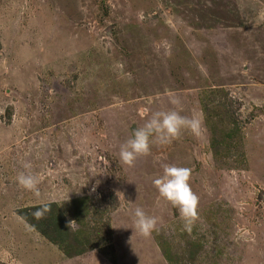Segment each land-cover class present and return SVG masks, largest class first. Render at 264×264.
I'll return each instance as SVG.
<instances>
[{
    "label": "rangeland",
    "instance_id": "obj_1",
    "mask_svg": "<svg viewBox=\"0 0 264 264\" xmlns=\"http://www.w3.org/2000/svg\"><path fill=\"white\" fill-rule=\"evenodd\" d=\"M172 109L200 134L124 164ZM165 165L190 170V224L152 182ZM48 204L96 248L69 257L19 215ZM0 264H264V0H0Z\"/></svg>",
    "mask_w": 264,
    "mask_h": 264
},
{
    "label": "clouds",
    "instance_id": "obj_2",
    "mask_svg": "<svg viewBox=\"0 0 264 264\" xmlns=\"http://www.w3.org/2000/svg\"><path fill=\"white\" fill-rule=\"evenodd\" d=\"M170 103L176 105L179 100L170 97ZM183 130H188L193 135H199L202 130V122L196 114L191 117L183 116L179 111L172 109L168 111L152 112L143 126L135 128L130 138L119 146V156L124 164L131 166L139 156L150 154L153 143L160 145L170 144L177 139ZM25 169L31 165L26 163ZM41 177L31 171L22 172L17 177V183L25 190L33 191L39 195L38 184ZM190 170L175 165H165L163 174L153 179V184L158 190L159 197L170 202L179 212L180 217L190 224L196 215L198 197L192 192L189 184ZM94 190V189H93ZM159 205V200L157 201ZM48 206L37 208L33 216L42 218ZM76 221H70L71 228ZM158 223L156 216L148 215L143 208L134 210L133 224L135 231L142 236H149L155 230Z\"/></svg>",
    "mask_w": 264,
    "mask_h": 264
},
{
    "label": "trees",
    "instance_id": "obj_3",
    "mask_svg": "<svg viewBox=\"0 0 264 264\" xmlns=\"http://www.w3.org/2000/svg\"><path fill=\"white\" fill-rule=\"evenodd\" d=\"M87 201L88 199H83V200H77L76 203L81 205V208H76L77 212L76 214L80 216L86 214L87 211ZM48 211L44 213L40 221L38 220L37 222L33 213L36 211V209L33 208V210H28V214H24L23 212H20L19 215L25 219L28 223H30L33 227H35L44 237L48 238L52 242H55L59 244L60 246L65 244L68 247L65 248L62 247V249L66 252V254L69 257L72 256H79L84 253H86L87 250L91 251V248H96L95 246H92L90 243H88L87 247L83 245V242L78 239L74 240L75 241V246L74 244H69L70 239H74L73 237H70L71 232L68 231V225L66 222L63 220V216L61 214H56V206L53 204H48ZM76 219H80V217H76ZM80 232V231H79ZM81 233V232H80ZM75 236V235H74ZM88 241V240H87ZM77 243V245H76ZM84 247H82V246ZM99 249V248H98Z\"/></svg>",
    "mask_w": 264,
    "mask_h": 264
}]
</instances>
